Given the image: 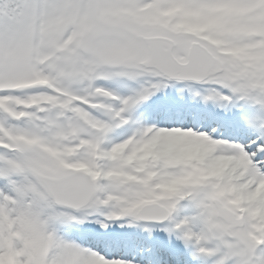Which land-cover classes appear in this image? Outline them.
I'll list each match as a JSON object with an SVG mask.
<instances>
[{"label": "snow or ice", "instance_id": "1", "mask_svg": "<svg viewBox=\"0 0 264 264\" xmlns=\"http://www.w3.org/2000/svg\"><path fill=\"white\" fill-rule=\"evenodd\" d=\"M0 264H264V0H0Z\"/></svg>", "mask_w": 264, "mask_h": 264}]
</instances>
